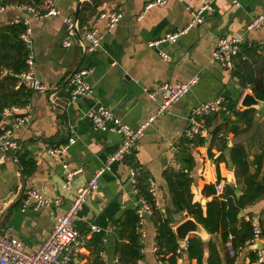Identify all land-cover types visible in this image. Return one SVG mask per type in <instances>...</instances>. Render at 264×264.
I'll return each instance as SVG.
<instances>
[{
	"label": "crops",
	"instance_id": "crops-1",
	"mask_svg": "<svg viewBox=\"0 0 264 264\" xmlns=\"http://www.w3.org/2000/svg\"><path fill=\"white\" fill-rule=\"evenodd\" d=\"M16 1L13 5L27 0ZM152 1L57 0L60 16L40 20L31 18L24 9L12 8L13 5L0 8V28L15 22H28L34 73L46 89L44 93L30 92L26 106L18 109L19 115L27 116L28 123L15 131L18 150L14 159L10 156L12 152L0 153V213L16 195L21 183L20 172L26 183L23 197L27 191L35 190L51 202L59 201L58 206L36 212L30 206H23L22 197L2 216L0 231L9 230L13 237L24 243L26 253L40 250L55 219L69 206L72 193L84 187L95 171L104 168L97 189L73 220L74 229L86 238V244L71 264H95L94 237L97 235H103L99 262L119 264L116 242L127 241L114 233L115 223L124 212L136 209L130 170L138 169L148 175V181L154 184L155 206L161 213L173 212L162 174L167 168L177 169L175 154L179 143L185 140L184 131L192 108L221 99L228 106L229 120L233 121L231 108L242 111L239 104L243 94L252 95L249 89L241 87L232 71L224 70L211 57L218 38L243 36L241 46L247 44L257 49L250 53L249 60L255 62L256 75L261 76L264 70V24L251 33H247L246 28L255 17L264 14V3L236 0L238 6H234L232 0H206L211 3L212 11L205 14L203 24L189 28L175 44L150 49L148 42L186 28L190 23L189 11H197L202 0H168L166 6L145 9ZM110 10H120L123 19L109 30L104 22L95 23L94 17L101 11ZM63 17H73L81 27L94 24L100 37L99 48L85 52L78 37L71 47L64 48ZM158 52L168 55L170 61L164 62ZM77 68L92 69L88 77L92 93L71 102L69 79ZM195 75L199 76L198 83L146 129L132 156L123 162L108 164V158L117 150L122 138L95 130L86 118L87 112L102 105L110 108L121 122L136 128L157 107V102L149 99L148 91L163 83H183ZM11 123L8 121L7 126ZM207 130L203 144L191 146L194 167L189 175L192 202L199 204L203 212L215 196H206L203 192L205 186L221 185V194L230 186L238 191L237 196L241 194V186H237L229 162V152L233 147H244L251 164L253 157L264 149V111L262 115L255 111L252 127L246 132L236 136L232 132L219 135L224 140L225 149L223 142L212 141L210 129ZM62 132H68V140H74L65 153L66 171L81 170L67 190L62 187L66 171L46 154V149L54 146L51 142L57 141ZM253 170L251 167L250 171ZM263 173L264 166L260 177ZM263 212L264 199L241 211L238 218L245 221L256 218L258 221ZM152 215L144 217L138 230L143 264H160L156 255V218ZM173 219L174 232L179 224L191 218L186 213H173ZM92 227L100 232L93 233ZM196 236L204 246L203 264H207L208 243L214 246L220 264H258L253 250L260 246H244L235 258H229L220 233L209 235L205 232L204 237ZM179 249L180 255H177ZM177 250L176 264H192L186 248L179 245Z\"/></svg>",
	"mask_w": 264,
	"mask_h": 264
},
{
	"label": "built area",
	"instance_id": "built-area-1",
	"mask_svg": "<svg viewBox=\"0 0 264 264\" xmlns=\"http://www.w3.org/2000/svg\"><path fill=\"white\" fill-rule=\"evenodd\" d=\"M264 3V0H259ZM57 0H42L39 5L18 4L13 5L12 8L24 9L27 14L35 19L40 20L44 18L60 16V11L57 8ZM168 0H153L146 4L145 9L152 7L166 6ZM234 6H238L236 0H232ZM212 11L210 2L206 0L201 1V7L197 11H189L190 23L189 25L177 32L167 34L159 40H153L147 43L150 49H158L163 44H175L179 37L184 35L189 28L200 26L205 20V14ZM123 19V13L120 10L101 11L94 17V22H104L107 29H113ZM62 22L65 27V36L62 42L64 48H69L73 45L76 38L81 40L83 49L86 51H95L100 46V37L98 29L94 24L81 27L77 20L73 17H63ZM18 23V22H15ZM28 22H24L25 30L20 34L19 38L25 44L28 55L26 58L27 69L19 76L17 88L24 87L30 92L44 93L45 87L37 79L34 73V55L31 50V32L28 27ZM264 24V14L255 17L247 26L246 32L251 33L259 29ZM243 43V36L226 37L222 36L217 39L215 48L212 52L211 60L221 66L224 70H233V60L239 54L241 45ZM159 56L164 62L170 61L168 55L163 52H158ZM92 69L80 68L72 74L69 79V96L70 101L74 102L81 97H88L92 91L88 83V77ZM199 76L195 75L183 83L169 84L163 83L155 90L148 91L149 99L157 102L156 110L145 121L139 124L136 128H131L127 124L121 122L113 111L105 106L98 105L86 114V118L91 122L95 130L113 133L120 135L122 140L117 150L108 158L107 163L123 162L128 156L134 152L136 145L144 136L146 129L158 118L166 114L173 104L177 103L184 96H186L192 88L198 83ZM16 107L5 109L0 118V153L8 154L18 150V144L14 140L15 131L28 123L27 116L18 114ZM229 115L228 106L224 100L216 99L200 103L194 106L190 112V118L187 128L184 131L185 139L192 140L196 137L206 139L208 135L207 127L202 122V118L212 114ZM8 121L11 125L7 126ZM74 143L70 139L66 143L48 147L46 154L55 162L59 163L63 170L66 171L67 164L65 162V153L68 148ZM81 170L66 171L64 176L63 189L67 190L72 179L80 173ZM101 168L94 172L87 184L72 193V199L63 214L58 216L44 240L39 251L35 253H26L25 245L22 241L13 237L9 230L0 231V264H71L72 259L80 253L86 244V238L80 235L73 227V220L82 209L88 197L97 189L98 181L104 172ZM136 172L130 170V181L135 189ZM217 194H221V185L215 186ZM149 193L152 198H155L154 184L149 182ZM23 206L32 207L33 211H41L50 207L58 206L59 201L51 202L42 194L35 190H30L25 193L23 197ZM135 208L138 217L139 226L142 225L144 217L152 215L151 206L141 198H135ZM252 237L246 242L245 246L259 245L258 249H254L255 262L264 264V238L261 237V229L256 218H250ZM93 233H98L100 230L92 227ZM233 235L229 234L224 242V249L229 258H235L240 252L241 248L235 249L232 245ZM70 248V250H69ZM183 248H187V241ZM177 255H180V249L177 250ZM137 264H143L142 260H138Z\"/></svg>",
	"mask_w": 264,
	"mask_h": 264
},
{
	"label": "trees",
	"instance_id": "trees-1",
	"mask_svg": "<svg viewBox=\"0 0 264 264\" xmlns=\"http://www.w3.org/2000/svg\"><path fill=\"white\" fill-rule=\"evenodd\" d=\"M41 1L27 0L25 3L39 5ZM13 3H17V1L2 0L0 8L13 5ZM24 30L25 26L22 23H12L0 28V118L5 109L23 108L27 104L26 100L30 91L25 90L24 87L17 88L20 74L27 69L28 50L19 38ZM256 51V47H249L247 44L241 46L239 54L233 60L232 75L238 79L242 88L249 89L257 100L264 102V70L261 76H257L258 68L255 66V62L249 60L250 53ZM262 60L264 61V49ZM4 72H6L5 75H3ZM231 109L233 121H230L227 114L224 113L202 118L204 125L210 129L212 141L223 142L224 149V140L219 135L228 132H232L234 136L242 134L252 127L255 117L253 109H243L242 111L236 110L234 107ZM203 142L204 140L198 137L192 140H182L175 154L177 169L167 168L162 174L172 202L173 212L163 214L156 208L148 190V175L141 170L134 169L136 172L135 189L137 190L135 196L137 199H144L151 206L152 216L156 218V255L160 264H176L175 251L179 245L172 230L173 213H186L187 217L193 219L209 235L220 233L223 244L229 234L233 235L232 245L235 249L243 248L252 237L251 223L243 218H238V214L264 199V173L260 177L264 166V149L253 157L251 164L247 160V152L244 147L236 146L230 149L229 162L234 169L237 186H241V194L237 196L235 189L227 186L224 193L216 196L213 185L205 186L204 194L215 196L206 204L205 212H203L199 204L192 202L191 179L189 177L194 167L191 146H199ZM251 167L254 168L253 172L250 171ZM138 221L136 209H132L124 212L115 223L114 233L119 239L127 241V243L116 242L115 253L119 264H137V261L142 258ZM258 224L261 229V237L264 238V212L259 215ZM102 238L103 235L94 237L95 264H102L98 257L103 246ZM203 248L202 242L196 235L188 237L185 252L192 264H203ZM207 248V264H220L212 243H208Z\"/></svg>",
	"mask_w": 264,
	"mask_h": 264
},
{
	"label": "water",
	"instance_id": "water-1",
	"mask_svg": "<svg viewBox=\"0 0 264 264\" xmlns=\"http://www.w3.org/2000/svg\"><path fill=\"white\" fill-rule=\"evenodd\" d=\"M239 91L240 93H242V90H239ZM239 105L242 109L255 110L258 115H262L264 111V102L257 100L253 95L249 93L243 94ZM68 138H69L68 132H62L59 135V139L55 142H51V145L57 146V145L64 144L68 141ZM15 155H16V152H12L10 154L12 160L14 159ZM20 179H21V183L17 189L16 195L12 199L11 203L8 206H6V208L0 213V220L2 216L4 215V213L8 211L13 205L20 202V200L23 197L26 183H25L24 175L22 172H20ZM235 194H238L237 190H235ZM174 234L176 236V239L179 245L183 247L186 241L188 240L189 235L196 234L201 237H204L205 231L201 229V226L197 224L193 219H186L175 228ZM256 246H259V245H255V248Z\"/></svg>",
	"mask_w": 264,
	"mask_h": 264
}]
</instances>
